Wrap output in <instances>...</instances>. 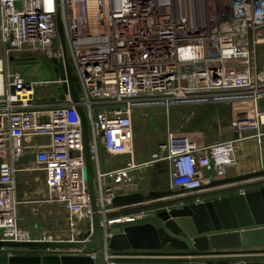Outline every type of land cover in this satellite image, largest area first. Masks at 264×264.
Returning <instances> with one entry per match:
<instances>
[{
  "label": "built area",
  "instance_id": "1",
  "mask_svg": "<svg viewBox=\"0 0 264 264\" xmlns=\"http://www.w3.org/2000/svg\"><path fill=\"white\" fill-rule=\"evenodd\" d=\"M187 4L190 14L177 13L174 0H0V41L6 62L13 56H45L65 66L67 58L81 86L79 101L74 102L70 90L64 92L68 80L60 75L54 81L27 80L9 72L3 76L0 242L86 245L92 241L93 211L77 105L83 107L88 120L103 228L100 249L106 252L112 224L153 213L143 209L154 202L148 201L128 208L140 207L138 212L110 216L121 211L113 205L116 186L126 183L131 171L168 161L171 185L180 192L174 195L196 193L206 179L210 182L207 171L221 177L237 164L235 151L246 133L264 134V110L258 107L264 98V64L258 66L257 59V48L264 45V0H201L198 9L193 0ZM52 84L62 88L59 96L45 99L38 95L40 88L50 91ZM185 102H227L233 109L243 108L230 121L238 138L200 145L186 134L170 131L150 160L136 161V109ZM101 147L112 157H130L124 166L106 171L100 161ZM22 172L42 173L47 193L31 187L28 197H21L18 176ZM109 176L113 184H108ZM248 189L241 187L236 192ZM39 203L57 204L64 215L55 218L61 222L57 227L35 234L21 223L20 207ZM86 253L96 259L99 249L0 246V255L9 257Z\"/></svg>",
  "mask_w": 264,
  "mask_h": 264
},
{
  "label": "water",
  "instance_id": "2",
  "mask_svg": "<svg viewBox=\"0 0 264 264\" xmlns=\"http://www.w3.org/2000/svg\"><path fill=\"white\" fill-rule=\"evenodd\" d=\"M63 39V26L58 20ZM14 61V57H11ZM55 71L67 79L63 88L70 90L74 102L79 101L80 83L72 73L66 58L63 62L53 60ZM15 92V87H12ZM65 93L61 99H65ZM82 119L85 178L88 182L92 205L93 239L81 242H0V246L26 247L30 249H87L98 248L96 259L83 255H0V264H264V186L248 189L245 193L230 192L221 196L196 200L180 208H158L152 214L135 221L116 222L111 225L112 236L108 252L101 248L102 226L97 211V191L93 163L89 151L88 120L84 109L77 105ZM239 134L235 133V138ZM101 147V152H103ZM264 176V169L217 179L208 186L245 181ZM168 187L118 194L113 205L121 211L148 201L161 200L173 194ZM169 245L175 250H164ZM242 263H239L241 262Z\"/></svg>",
  "mask_w": 264,
  "mask_h": 264
},
{
  "label": "crops",
  "instance_id": "3",
  "mask_svg": "<svg viewBox=\"0 0 264 264\" xmlns=\"http://www.w3.org/2000/svg\"><path fill=\"white\" fill-rule=\"evenodd\" d=\"M163 105L155 106H145L146 108L159 107ZM145 107L136 109L133 115L134 122V139H133V155L139 163L148 161L151 159L152 153L156 149L157 145L164 142L167 138L166 133L172 131L176 133H182L188 135L191 139L195 140L200 145L214 144L219 141L229 140L235 138V131L230 127V121L232 118H237L244 111L243 108L236 109L232 107L230 103L221 102H207L201 104L194 103H176L168 107L165 106L166 112L168 114V122L165 129L164 136H157L155 139L154 146L151 147L146 153H137L135 149L136 136L147 135L148 128L150 127L149 122L143 117H147L149 113L145 110ZM259 109L264 110V98L258 102ZM264 132V128H263ZM167 133V135H168ZM100 161L103 168L106 171L120 168L125 165L126 156L129 155H119L113 158H119L116 162L107 163L105 161V155H108L104 150L101 152L99 149ZM110 156V155H108ZM112 157V156H111ZM130 157V156H129ZM235 157L237 159V164L233 167H229L226 174L221 176L233 177L237 175H243L247 173L257 172L264 169V134L261 137H254L252 133H246L243 139H240L238 147L235 151ZM170 170L171 164L168 161H159L151 166L145 167L142 170L131 171L128 174V181L123 184L117 185L116 190L118 194H125L130 192L147 191L154 189L159 190L162 187H168L169 190H173V194L163 198L161 200H156L152 205H156L154 210L162 207H175L180 208L185 204L196 201L197 199L203 200L211 197L221 196L226 193L236 192L241 187L246 188H258L264 186V176L253 177L245 181L233 182L230 184H221L217 186H208L217 179L213 172L207 171V177L203 187L196 193H185L180 196H175L174 194H179L178 190H175L170 182ZM221 178V179H222ZM108 184H113V178L111 176L106 178ZM50 206L44 216L51 220H55L60 215H51L52 211L55 209H62L57 204L41 203L42 206ZM34 207V205H32ZM45 206V207H46ZM148 212H154L151 208H144ZM55 214V213H54ZM125 215V212L117 211L111 213L110 216L116 217L119 215ZM44 217V218H45ZM34 225V224H33ZM26 227V225H25ZM34 229V230H33ZM32 231L35 234L40 233L44 228L43 225L35 224ZM90 252L92 249H88ZM164 250H175L167 245ZM88 253V252H87ZM84 254L83 256H88ZM239 263H242L239 262ZM182 264H194V263H182Z\"/></svg>",
  "mask_w": 264,
  "mask_h": 264
},
{
  "label": "rangeland",
  "instance_id": "4",
  "mask_svg": "<svg viewBox=\"0 0 264 264\" xmlns=\"http://www.w3.org/2000/svg\"><path fill=\"white\" fill-rule=\"evenodd\" d=\"M175 1V11L177 13H183L186 14L191 13V9H186V5L188 6L187 2L189 3V0H174ZM182 2V3H181ZM194 2V8L198 9L199 3L201 0H193ZM184 4L183 11H181L180 7ZM185 10V11H184ZM257 54H258V66H261L264 64V45L257 48ZM15 59L14 61L12 59L8 60L6 62L4 58V52H3V45L0 41V95L3 93V76L4 79L6 78V73H19L21 74L25 79L27 80H37V81H54L58 78V74L55 71V64L47 59L45 56H35L34 59H27L28 55H20V56H13ZM50 91L45 90L44 88H40L38 90V95L40 97H43L45 99H52L56 96H59L62 92V88L57 86L56 84H52L50 86ZM146 108V107H145ZM149 115L147 117H143L146 115L141 116V118H145L147 122H149L150 127L148 128L147 135H140L136 136V142H135V149L137 150V153L143 152L146 153L149 149H151L152 146L155 144V139L158 136H164L165 129L168 122V114L166 112L165 106H159V107H151L145 109ZM168 133V132H167ZM167 133L165 136H167ZM129 156L125 157V160L128 159ZM119 158H113L111 156L105 155V161L107 163L116 162ZM42 173L35 172L32 174H24V172L20 173L18 176L19 179V193L21 194V197H28L27 192H30V188L32 187L33 190H37V192L45 195L47 193V189L44 186V181L42 177ZM222 177H219L221 179ZM41 179V181H39ZM27 200V199H26ZM34 205V207L32 206ZM32 205H26L23 204L20 207L21 211V223L32 233V229L34 228L35 224L43 225L46 230H49L52 226H58L61 222H56L55 220H51L49 218L46 219L44 216V213L47 212V209L50 206H42L41 204H32ZM46 206V207H45ZM51 215H64V212L62 209L58 208L52 211ZM55 213V214H54ZM45 217V218H44ZM55 219V218H53ZM34 224V225H33ZM67 224V223H66ZM65 226V222H63L62 227ZM68 229V227H67ZM66 229V230H67ZM34 230V229H33ZM68 229L66 232H69Z\"/></svg>",
  "mask_w": 264,
  "mask_h": 264
},
{
  "label": "trees",
  "instance_id": "5",
  "mask_svg": "<svg viewBox=\"0 0 264 264\" xmlns=\"http://www.w3.org/2000/svg\"><path fill=\"white\" fill-rule=\"evenodd\" d=\"M156 205L154 204V205H148V206H145V208H152V207H155ZM140 210V207H137V208H133V209H128V210H126V211H122V212H125V214L126 213H129V212H138Z\"/></svg>",
  "mask_w": 264,
  "mask_h": 264
},
{
  "label": "bare ground",
  "instance_id": "6",
  "mask_svg": "<svg viewBox=\"0 0 264 264\" xmlns=\"http://www.w3.org/2000/svg\"><path fill=\"white\" fill-rule=\"evenodd\" d=\"M182 3V2H181ZM182 6H184V4H182L181 5V10L183 9V7ZM187 6V5H186ZM187 8H188V6H187ZM189 10V9H188ZM185 11V10H184ZM185 12H188V11H185ZM184 13V12H183Z\"/></svg>",
  "mask_w": 264,
  "mask_h": 264
}]
</instances>
